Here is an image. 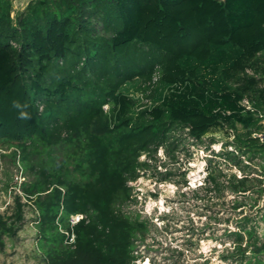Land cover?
<instances>
[{"label":"trees","instance_id":"obj_1","mask_svg":"<svg viewBox=\"0 0 264 264\" xmlns=\"http://www.w3.org/2000/svg\"><path fill=\"white\" fill-rule=\"evenodd\" d=\"M11 13L12 0H0V147H13L29 172L14 220L0 213V250L23 220L24 198L41 264H134L145 225L120 207L139 157L176 131L196 142L211 129L231 133L216 155L243 177L221 184L239 215V196L253 197V208L262 200L264 224V0H32ZM14 100L29 104L30 120ZM221 184L209 172L200 189ZM75 215L83 218L71 226ZM249 221L228 233L224 261L264 264Z\"/></svg>","mask_w":264,"mask_h":264},{"label":"rangeland","instance_id":"obj_2","mask_svg":"<svg viewBox=\"0 0 264 264\" xmlns=\"http://www.w3.org/2000/svg\"><path fill=\"white\" fill-rule=\"evenodd\" d=\"M30 1L12 0L11 16ZM205 73L210 74L199 70V74ZM231 140V133L221 128L209 130L202 142L191 140L184 131H176L166 148L139 157L138 161L144 165L138 169L135 181L128 184L130 200L120 207L125 215L145 225L144 234L133 242L134 264H238L222 258L233 248L228 233L237 230L245 215L250 217L247 226H256L258 237L264 241V224L259 221L256 209L262 206V200L253 208V197L239 196L238 202L246 204L239 215V210L233 209L235 196L221 184L230 174L243 177L238 168L216 155ZM13 151L7 145L0 147V213L8 211L11 221L13 197L21 195L20 186L28 180L29 172L13 158ZM243 164H247L244 172L250 177L257 176L256 165ZM209 172L222 187L206 192L200 188ZM19 202L23 220L13 236H4L0 264H41L36 213L24 198ZM260 258L264 262V254ZM240 264H245V260Z\"/></svg>","mask_w":264,"mask_h":264},{"label":"clouds","instance_id":"obj_3","mask_svg":"<svg viewBox=\"0 0 264 264\" xmlns=\"http://www.w3.org/2000/svg\"><path fill=\"white\" fill-rule=\"evenodd\" d=\"M12 107L18 113V118L21 120H30L31 115L28 111L29 104L27 102H21L19 100L12 101Z\"/></svg>","mask_w":264,"mask_h":264},{"label":"built area","instance_id":"obj_4","mask_svg":"<svg viewBox=\"0 0 264 264\" xmlns=\"http://www.w3.org/2000/svg\"><path fill=\"white\" fill-rule=\"evenodd\" d=\"M156 80V78H154V80L153 81H155ZM140 99H141V102L146 106H149L150 105V101L148 100V99H145L144 98V96H140ZM142 108V107H141ZM103 110L105 111V112H107V110H108V106L107 105H104L103 106ZM83 218V216H81V215H75V216H72L71 218H70V224H71V226H73V225H75L79 220H81ZM72 240V239H71Z\"/></svg>","mask_w":264,"mask_h":264}]
</instances>
